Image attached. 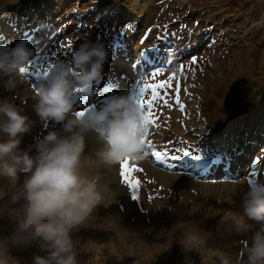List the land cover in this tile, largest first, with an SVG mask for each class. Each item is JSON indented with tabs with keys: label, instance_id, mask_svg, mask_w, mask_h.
Instances as JSON below:
<instances>
[{
	"label": "rangeland",
	"instance_id": "1",
	"mask_svg": "<svg viewBox=\"0 0 264 264\" xmlns=\"http://www.w3.org/2000/svg\"><path fill=\"white\" fill-rule=\"evenodd\" d=\"M95 1L0 0V34L8 26L11 10L29 12L30 17H27L26 22L33 19L37 23L45 18L53 25V29L49 31L40 30L39 34L55 35L53 39L46 40L48 45L39 52L34 64L25 66L42 75L44 72L51 73L60 61L70 60V54L83 43L99 42L110 52L101 79L113 85L118 83L122 90L133 83L135 86L123 95L134 101L139 95L137 87L140 84H157L168 81L169 76H173L167 89L158 90L160 99L150 111L145 103L144 115L148 118V114L155 116L153 120L152 117L149 118V134L145 136L146 153L149 152L153 158L122 161L126 168L131 165L138 169L131 173L133 179L139 182L136 199H133V191L120 174L122 162L113 167L97 162L96 152L101 145L95 133L86 134L84 171L97 175L101 185L108 188V194L89 221L72 234L78 264H188L189 259L191 264H224L225 260L229 264H236L242 256V241L259 228V224L246 217L243 208L247 184L256 179L254 174H250L252 171L249 172V177L242 176L241 179L240 175L231 182L222 181L230 179L228 174L218 181H214L212 177V180L205 179L202 174L207 172L206 166L213 165L216 158L217 161L224 159L228 162L229 150L218 148L209 142L207 138L210 132L217 131L220 135L230 131L239 137L244 129H251L260 123V119H264V0H184L195 11L198 10V18L190 17L186 20L178 18L177 10L181 14L183 9L176 4V0H161L169 21L174 22L167 26H151L152 35L155 31L164 32L169 29L167 35L175 33L180 37L184 34L183 29L187 23L195 24L192 26L196 33L203 36L201 32H207L209 25L214 27L213 22L204 19L207 17L214 19L217 27H222L224 32L219 34H229L232 37L233 46L226 52L209 47L208 51L199 52L173 65L167 72L161 70V74L156 77L147 74L143 83L132 82L135 76L124 72V65L120 62L119 56L123 51L120 47H110L111 42L117 39L114 34H118L121 29L113 30L112 33L113 24L107 25L108 29L111 28L109 30L98 25L111 20L100 18V14L111 9L109 5L120 7L121 2L133 3V9L140 12H144L148 5L142 4L140 0H98V4ZM201 9L204 10L200 12ZM82 12H86L83 17L79 14ZM150 20L151 17L143 23L142 32ZM15 28L17 26H11V29ZM121 32V43L127 41L132 46L140 43L142 35L138 33L137 27L125 25ZM177 40L182 41L183 36ZM123 44L127 45L125 42ZM244 44L246 45L243 47ZM144 47L148 49L146 45ZM192 57L196 58L195 63L192 62ZM133 67L139 73L145 69L143 66ZM24 76L18 87L11 92L0 84V100H10L22 115L29 118L31 130L20 137V148L27 150L50 131H57L62 136L68 133L64 131L62 123L51 120L45 122L39 118L34 111L37 86L30 77ZM92 87L94 89L96 83ZM233 87L235 90L231 95ZM107 94L108 92L94 95L98 99L97 108L103 106ZM150 97L151 92L144 96V100L147 101ZM75 113L73 110V115ZM167 114L171 117H166ZM189 114V121L185 122L184 117ZM3 119L5 117L0 116V120ZM185 126L187 132L183 137L179 132ZM189 127L198 131L200 140L204 143L202 147L196 144V138L191 137ZM6 139V134L0 132V141ZM147 148L155 151H147ZM193 148L195 151L188 156L183 155ZM254 150L259 153L260 147L253 148ZM202 154L209 155L203 157L205 165L201 163L202 166L197 168L196 164L192 175L174 170L181 169L179 167H184L181 164H187ZM32 155H36L35 150ZM173 155L179 159L173 160ZM195 160L198 162L200 159ZM235 173L231 174L235 176ZM28 175L30 174H20L17 185L22 184ZM10 187V181L6 177H0V189L9 192ZM7 200L6 195L0 200V205H4ZM233 216L243 217L245 223L252 226L251 230L238 231L231 219ZM14 223L7 215L0 217V239L11 235ZM194 226H199L208 234V241L206 247L198 252L186 253L179 241L183 233ZM8 255L16 264H33L34 256L46 253L38 244L33 243L28 247L10 245Z\"/></svg>",
	"mask_w": 264,
	"mask_h": 264
},
{
	"label": "clouds",
	"instance_id": "2",
	"mask_svg": "<svg viewBox=\"0 0 264 264\" xmlns=\"http://www.w3.org/2000/svg\"><path fill=\"white\" fill-rule=\"evenodd\" d=\"M31 56L23 41L15 47L0 48V84L6 91L15 90L25 78L21 69ZM109 56L102 43L85 42L70 60L57 63L37 86L34 111L42 121L62 123L68 135L50 131L22 150L20 137L31 130L29 118L10 100H0V116L5 117L0 120V132L7 136L0 141V177L11 184L9 192L0 189V200L8 196L0 205V217L7 215L15 222L11 235L0 239V264H16L8 255L10 245L28 247L33 243L46 253L34 256L33 264H78L72 234L89 221L108 194L97 175L84 171L86 134H96L101 146L95 160L102 165L113 167L126 159L145 158V116L129 96L113 95L102 107L82 116L73 115L74 90L101 79ZM20 174L30 175L17 185ZM243 208L259 228L242 241V256L236 264H264V180L247 184ZM231 219L238 231L252 228L243 217ZM207 241L208 234L194 226L183 233L179 243L187 253L198 252ZM224 264L229 262L225 260Z\"/></svg>",
	"mask_w": 264,
	"mask_h": 264
},
{
	"label": "trees",
	"instance_id": "3",
	"mask_svg": "<svg viewBox=\"0 0 264 264\" xmlns=\"http://www.w3.org/2000/svg\"><path fill=\"white\" fill-rule=\"evenodd\" d=\"M96 1H95L96 4H98V0ZM140 1L142 2V4L144 3L148 5L144 12L134 10L132 7L133 3L129 4L126 2H121L120 7L117 6L114 7L112 5H109L111 6V9L106 13L100 14V18L111 19L110 20L111 22L103 21L99 25L104 26L103 28L109 30L111 28L108 29L109 26L107 25L113 24L114 27L111 29L112 33L113 30L119 31V29H121L122 31L125 28V25L126 27L128 26L137 27L138 33L142 35L139 44L132 46L130 42L128 43L127 41H122V43L120 42L119 44V47L126 48V52L128 55L134 53L136 50H138L137 48L140 46L143 47L144 45H149V44L156 45L158 44L159 41H162V43L165 44V45H161L163 46L164 49L163 54L166 56L167 61H170L168 65V67L170 68L173 65H175V63L179 60H187L188 58H191V56L199 52L205 50L208 51L209 47L215 50L219 49L221 50V52H226L227 50L230 49L231 46H233L232 37L229 34H219L224 32L222 30V27L221 26H219L220 28L217 27L218 26L217 22L214 19L210 20L207 17H204V19H207V22H213L214 27L208 24L209 25L208 31L207 32L205 31V33L203 31L201 32L203 36H200L198 33H196L194 26H192L195 24H190V23H189L190 25L185 26L183 29L184 34H182L183 36L182 41L177 40L182 36L179 37L175 35V33H171L172 37L167 35L169 29H167L164 32L155 31L154 34L152 35L150 29L151 26L153 25L167 26V24L171 25L174 21L173 22L169 21L166 7L164 6L161 0H140ZM176 4H178L180 8L183 9L181 14H179L177 10L178 18L182 17L185 20L189 19L190 17L198 18L196 16L198 10L195 11L191 7L190 3H187L184 0H176ZM40 5L45 6V4H40ZM203 10L204 9H201L199 11L202 12ZM85 13L86 12H82L79 14L80 16L83 17L85 16ZM55 14L56 15L58 14L57 8L55 10ZM27 17H30L29 12L21 13L11 10L9 15L8 26H6V29L13 40H18V42L23 41L31 51H34L39 46V42H41L40 37L42 36V34H39L40 30L49 31L53 28V25L49 22V20L46 19H40L37 23H34L33 19L26 22ZM113 17L114 19H112ZM150 17L151 20L148 23H146L142 32L141 26ZM15 19H18L16 21L17 23H14ZM123 23H125V25L122 26ZM11 26H17V28L11 29ZM49 36L52 35H48L47 37ZM1 37L4 38L6 37L5 31L2 34H0V38ZM221 40L223 41L221 42ZM7 41L9 42V40H6V42ZM123 42L127 43L129 46L128 47L124 46ZM245 45L246 44H244L243 47ZM4 47H11V45L7 44L6 46H0V48H4ZM234 90L235 87H233V89L231 90L230 92L231 95H233L232 91ZM199 103L201 104V98L199 99ZM166 117H171V115L167 114ZM189 118H190V114L184 117L185 122L189 121ZM209 127L212 128L211 126ZM186 130L187 129L185 126L183 129L184 132L183 131L179 132V134L184 137L185 133L187 132ZM189 130L190 131L188 132L191 133V137L193 139L196 138L197 140L196 144L202 147L204 143L201 142L200 140L201 136L199 135L198 131L191 127H189ZM208 135L209 136L207 140H209V142L214 143L218 148H226V150H229L227 156L228 162L224 159L217 161L216 158L213 165L206 167L207 172L202 174L203 178L212 180L210 179L212 177L214 181H218V179L220 180V178L223 175L231 174L232 172L235 173L236 170L239 168V172L237 176L239 174L242 176H248V175L250 176V174H254V179L264 180V119L262 120L260 119V123L256 124L251 129L250 128L244 129L242 132L239 133V137L235 135L234 132H230V131L227 133H221L220 135L217 134V131L216 132L213 131L210 132ZM258 147H260L259 153L258 152L256 153L255 150L253 151V148L255 149ZM207 156L209 155L202 154L201 156H199L200 160L198 162L200 164L194 159L189 163L187 164L185 163L182 165H184V167L186 168L193 169L194 166L198 164L197 168H200L202 164L205 165V163H203V157H207ZM250 171H252V173L249 174ZM228 177L231 178V175H229ZM222 181L231 182L232 180L222 179Z\"/></svg>",
	"mask_w": 264,
	"mask_h": 264
},
{
	"label": "snow or ice",
	"instance_id": "4",
	"mask_svg": "<svg viewBox=\"0 0 264 264\" xmlns=\"http://www.w3.org/2000/svg\"><path fill=\"white\" fill-rule=\"evenodd\" d=\"M123 33H119L117 34V39L114 40L112 42V45L110 47H117L119 46L120 44V41H119V36H122ZM192 62L195 63L196 62V58L195 57H192ZM30 67V65H29ZM29 67H24L21 69V72L22 73H27L29 71ZM50 74V72H44L43 75L45 77H47L48 75ZM161 74V69L159 68H156L153 72L150 73V75L152 77H156L158 75ZM174 75V74H173ZM173 79V76H169L168 78V81H162L160 83H157V84H149V83H143V84H140L139 87H138V93L139 95L135 98V102L137 104V106L141 109V111L144 113V108H145V103H147V107L149 109V111L151 110L153 104L158 100L160 99V96H159V92L158 90L159 89H167L169 87V81H171ZM90 88V86H88L87 88H78V89H75L74 90V94L76 93H79V92H83V91H86ZM151 90V97L150 99H148L147 101L144 100V96L148 93V90ZM85 114V111L84 110H81L77 113H75V115H84ZM145 116V121H146V125L148 126V124L150 123L149 121V118L148 116L144 115ZM147 135V133H146ZM151 145H149L150 147ZM190 153L185 151L183 153L184 156H188ZM156 155H160V153H156ZM173 160H178L179 157L173 155L171 157ZM195 159H200L199 156H196ZM138 169L136 168H133L131 167V165H128V167L126 168L125 167V164L122 162L121 163V176L123 178V181L128 185V187L133 191V199H136L137 198V192H136V189L138 188L139 186V182L138 181H135L131 175V173L137 171Z\"/></svg>",
	"mask_w": 264,
	"mask_h": 264
},
{
	"label": "bare ground",
	"instance_id": "5",
	"mask_svg": "<svg viewBox=\"0 0 264 264\" xmlns=\"http://www.w3.org/2000/svg\"><path fill=\"white\" fill-rule=\"evenodd\" d=\"M55 25V24H54ZM50 26V25H49ZM128 92V91H127ZM199 175V174H198ZM222 179V178H221Z\"/></svg>",
	"mask_w": 264,
	"mask_h": 264
}]
</instances>
